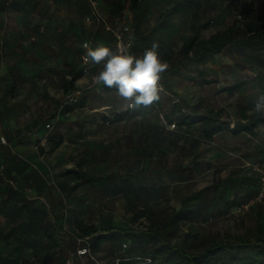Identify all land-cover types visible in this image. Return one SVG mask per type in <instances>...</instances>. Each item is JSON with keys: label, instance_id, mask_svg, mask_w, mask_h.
I'll use <instances>...</instances> for the list:
<instances>
[{"label": "crops", "instance_id": "obj_1", "mask_svg": "<svg viewBox=\"0 0 264 264\" xmlns=\"http://www.w3.org/2000/svg\"><path fill=\"white\" fill-rule=\"evenodd\" d=\"M4 1L0 0V117L9 115L10 111L22 114L31 110L29 104L27 106L22 105L21 109L18 110V101L35 100L36 102L32 106L40 112L41 110L45 112L47 106L44 105L43 101L48 99V83L54 80L53 85H55L57 92L64 96L63 83L70 67H74L78 71L86 67V70L75 81L76 92L78 95L82 94V90L86 85L92 83V76L96 74V71L95 73L87 71V66L82 59L85 54L82 44L87 42L92 47L103 44L115 50L114 39L112 37L111 39L105 36L100 37L91 25L93 22L86 21V18L91 15L88 1L60 0L61 2H57V4H61V6L57 7L54 13L45 12L49 9L44 3L47 2L46 0L40 2L39 9H36V0H12L11 7H6ZM54 1L50 0L49 4L51 5ZM189 1L191 5L195 3L202 6L200 0ZM78 5L81 6L80 14L77 11ZM52 8L54 7L52 6ZM195 10L193 9V11ZM198 12L199 18L190 19L189 28L203 23V16L200 13L202 10L200 9ZM173 16L176 18L175 15L171 17ZM35 17L43 25L41 36L44 37L42 39L44 42L41 45H27L26 41L33 35V32H30L26 26L23 27L22 21L25 22L26 18H29L30 21ZM130 17L131 15L127 14V18ZM171 17L169 16V19ZM82 18L85 24L90 25L87 32L78 27V22L82 21ZM162 20H155L151 30L153 35L156 36V33L159 32L167 37H174L178 34L176 26L171 23L164 26ZM125 25L129 26L128 24ZM93 39L94 43L92 42ZM128 39L133 45L130 32ZM75 41L77 42L74 44L75 46H70ZM166 41L169 42V39ZM228 48L233 47L224 48L220 54ZM209 55L212 54H205L201 62L190 60L185 63L200 65L199 74L205 73L203 81L204 79L209 80L206 77L208 73L214 74L212 67L207 62ZM230 62L231 64H241L240 69L242 71L250 68V64L241 58ZM91 67L96 68L94 70L98 68L96 65H91ZM253 70L254 73L249 76L248 80L243 78L235 83L227 85L224 83L221 86L219 85L223 81L218 75L211 77V83L204 81L203 84L194 77L191 79L192 82H189L190 77L187 75L181 83L169 79L164 81L168 84L169 89L177 95L178 100L189 105H199L197 114L202 116L207 109L218 110L224 107L221 102L222 96L226 92L233 93L225 91L226 87L236 85L244 80L248 81L247 84L250 80H256L257 70ZM209 87H215L216 90L211 91ZM99 89L106 95L107 92H116L115 89L96 85V91L100 92ZM81 106H83V102ZM111 107L112 104L106 102L97 105L95 110H103L106 114ZM155 108L156 102L150 107L131 109L128 118L120 123L86 124L78 125V128L75 126L72 130L73 139H70L73 148L70 159L75 167L55 175L56 182L53 181L52 185L49 182L50 178H46L45 175L28 171V165L26 172L39 175L41 183L46 182V186L42 184L40 189L33 188L35 185L32 184V188L26 190L29 200L42 202L48 210L51 208L57 212L65 211L69 213L67 215L73 222L94 223L98 228L96 235H110L112 234L110 233L111 230L119 228L139 234L135 240L124 238L119 234L112 235L100 244L94 253L96 260H93L88 255L77 254V250L92 243V239L78 238L72 231L74 226L72 222H67L65 219L59 221L58 227L61 236L59 237V246L55 251L58 254L62 250L64 259L68 261V264H119L122 261L125 263L130 260L134 261L132 264H143L139 261L145 257L148 248L158 243L147 233L139 231L137 225L131 223L132 215L130 213L132 210L152 208L156 212H169V208H179L181 200L186 195L206 186L198 188L196 185L198 179L203 175H197L195 171L197 168L194 169V163L198 160V155L194 153L192 146L194 139L190 137L186 141L188 143L185 144L187 149L185 157L178 156L176 148L179 142L175 137L170 136L166 141L167 132L164 131V128L168 130V127L167 125L158 127ZM197 125L200 126V124L194 126ZM262 127L264 125L257 128L259 135L256 137L247 133L234 135L230 130H224L209 139L211 143H214L217 137L226 138L230 144H222L221 148L218 149L225 154H234V158L239 159H232V164L224 169L225 179L229 175L243 176L252 173L247 166L248 163L241 164L240 154L244 151V145H242L244 143H247L250 154L245 162L264 165V145H257L258 138H262L264 143V136H261ZM202 138L203 141L209 142L203 136ZM161 147H167L169 151L173 149V152L168 153V156L163 157V160L160 158L161 153L158 154L156 151V148L161 150ZM204 160L207 159L204 158ZM86 162L93 165V171L85 169ZM78 169L92 175L103 174L105 178L99 183L93 185L79 184L73 189L74 183L65 174ZM202 171L208 175L210 170L204 168ZM51 178L53 180L54 176ZM35 184L37 183L35 182ZM87 186H92L95 189L93 196L97 197L96 201H91L92 196L84 189ZM97 199L104 201H97ZM114 199L117 201L112 203ZM106 201L110 203H106ZM118 206L127 213L124 219L115 218L113 215L105 213ZM49 264L56 263L50 262Z\"/></svg>", "mask_w": 264, "mask_h": 264}, {"label": "rangeland", "instance_id": "obj_2", "mask_svg": "<svg viewBox=\"0 0 264 264\" xmlns=\"http://www.w3.org/2000/svg\"><path fill=\"white\" fill-rule=\"evenodd\" d=\"M36 1V9H39L38 5L40 2H44V0ZM46 1L47 2L44 3L49 9L45 12L54 13L57 7L61 6V4H57V2H61L60 0H55L51 5L49 4L50 0ZM200 1L202 6L193 3V7L196 9L195 11L192 10L189 0H115V2H112V0H97V3L100 12L108 21L113 24H118V26L123 24H128L130 26V34L133 41V45L130 49L132 54L139 56L145 49L151 47L153 42H156L159 44V51L163 61L164 54H169L172 57L177 56L181 43L192 31V27H188L189 21L194 17L197 19L199 18L200 15L198 10L200 11V9L202 10L200 13H202L203 16L202 24L205 22L208 23L207 27L200 31L201 37H207L233 23L243 26L251 21L264 19V0ZM8 6L11 7V2ZM52 6L54 8H52ZM77 11L80 14V5H78ZM127 14L131 15V17L127 18ZM172 15H175L176 18H174V16L171 17ZM169 16L171 17V21ZM156 19H163L167 21V24L171 23L173 26H176L178 34L174 37H167L159 32L156 33V36L155 34L153 35L151 30L154 27L153 25ZM22 23H24L23 27L26 26L30 32H33V35L26 41L27 45H41L44 42H42L44 37L41 36V28L43 25L40 24L39 20H36L35 17L29 21V18H26L25 22L22 21ZM91 25L100 37L105 36L111 39L112 36L106 34L102 27L96 22L91 23ZM88 26L90 25L85 24L83 18L82 21L78 22V27L84 32L89 31ZM36 29L39 31L37 32ZM166 39H169V42L166 41ZM92 42H95L94 39ZM76 43L75 41L71 43L70 46H75L74 44ZM240 58L243 61H247L245 56L241 55L236 48L225 49L221 54L218 52L209 55L207 62L209 63L208 65L212 67L214 74L208 73L206 77L212 80V76L218 75L223 81L219 86L224 83L226 85L232 84L243 78H247L248 80L249 76H252L254 73L253 68L242 71L240 69L241 64H231L230 62L239 60ZM185 63L186 62L172 71H169L171 64L168 63V69L161 76L159 83L162 87V91L160 92V99L156 102L155 108L156 124L158 127H165L163 125H167L168 130L164 128V131L167 132V137L165 139L167 141L168 136L177 139L179 143L176 148V154L178 156L180 155L181 158L185 157L187 151L185 144L188 143L186 142L188 138L192 137L194 139L192 145L193 151L198 155V160L194 163V169L197 168L195 169L197 175H203L198 179L196 185L198 188L204 185L211 187L209 195L203 205V216L195 224L197 230L203 234L211 235L215 233L241 234L252 228L254 224V214H252V210H239L237 206L230 208L228 204H225L226 202L238 205L244 198V191L238 190L234 183L231 181L223 183L226 176L223 172L224 169L232 164V159L239 160L238 158H234V154H225L218 149L221 148L222 144H230V142L226 138L221 137H217L214 143H211V140H208L209 142H206V140L203 141L201 126L197 125L189 129L178 128V126L172 128L170 126L171 124L165 120V115H171L174 104L179 105L183 108L184 112L187 113L190 112V108L186 106L188 103L180 100L178 101L177 95H174L171 90L164 88L162 84L164 80L169 79L181 83L184 81L185 75H187L190 77L189 82H192L191 79L194 77L197 78L199 83H204V77H201L199 74L200 65ZM246 63H248V61ZM86 66L89 73H95L99 68L98 66L97 70H94L96 68L91 67V64H87ZM53 83H55L54 80L48 83V99L43 101L44 105L46 104L47 106L45 112L43 110L40 112L32 106L35 104V100H27V102L18 101L17 109L20 110L22 105L27 106L29 104L31 105V110L28 113L20 114L10 111L9 115L3 118L0 117V143L3 146L0 148V155L8 150L12 156L18 158L20 169L24 167V164L28 163V171H35L39 175H45L46 178H50L49 182L51 185L53 181L56 182L55 175H59L58 173L61 171L75 167V164L72 163L70 159V155L73 152L70 139H73L72 130H74L75 126L111 123L107 121L105 117H110L115 113L131 111L125 102L118 97L116 92H107L106 95V93H102L100 89V92L96 91V85L92 83H90L91 85H86L80 95H78V92H73L68 95L64 94V96L57 92ZM209 90L215 91L216 88L209 87ZM260 94L264 93L261 91L257 80L254 79L250 80L249 84L245 87L233 93L226 92L221 98V102L224 105V107H222L224 112L221 120L229 122L230 127H232L240 118L239 111L241 109L246 110L249 115L259 114L254 110V104ZM82 102L83 106H81ZM106 102L112 104V107L106 114L103 110H95L97 105ZM47 123H50L49 128L45 126ZM261 136H264V127H262ZM257 140L258 146L264 145L262 138H258ZM242 145H244V151L240 154L242 159L241 164L251 163L245 162L250 155L247 143ZM156 151L158 154L161 153L160 158L163 160V157L165 158V156H168V153H172L173 149L169 151L167 147H161V150L156 148ZM204 158L207 160H204ZM2 165L3 161L0 159V167ZM84 166L88 171L94 170L93 165L89 162H86ZM204 168H209L210 171L209 174L207 173L208 175L202 171ZM53 176L54 179L52 180L51 177ZM84 189L92 196L91 201H96L97 197L93 196L95 189L92 186H87ZM29 197H32L30 193ZM115 200L116 199H114L112 203H114ZM97 201L104 200L97 199ZM108 202L109 201H106V203ZM168 210L171 209L169 208ZM157 211H159V209H157ZM105 213L111 214L119 219H124L127 214L120 206L114 207V209ZM165 213L166 212L160 213V219L163 218ZM130 214L132 215V212ZM140 223H144V221L140 220ZM186 230L187 226L183 224L180 231L176 233L175 240H181V234L185 233Z\"/></svg>", "mask_w": 264, "mask_h": 264}, {"label": "trees", "instance_id": "obj_3", "mask_svg": "<svg viewBox=\"0 0 264 264\" xmlns=\"http://www.w3.org/2000/svg\"><path fill=\"white\" fill-rule=\"evenodd\" d=\"M11 1L5 0V6L10 5ZM191 8L195 9L193 5ZM162 22L164 26L167 25V21L162 20ZM207 25L208 23L205 22L192 26L191 34L179 47L176 57L164 54V61L171 64L169 71L186 61L201 62L205 54H214L224 48L233 47L245 56L250 68L257 70L256 80L264 93V19L251 21L243 26L233 23L207 37H201L200 31ZM85 68L78 71L70 67L66 72L63 83L65 95L76 92L75 81L86 70ZM201 77H205V73H201ZM204 81L212 82L207 79ZM247 83V80L241 81L226 87L225 91L234 92ZM162 84L165 89L170 90L165 81ZM186 106L190 108L188 113L174 104L171 115H165V120L170 124L174 123L178 128H191L195 124H200L202 136L208 140L224 130H230L234 135L247 133L256 137L259 135L257 128L264 125V116L249 115L244 109L239 111V120L230 127L229 122L221 120L223 109H207L201 116L197 114L199 105ZM128 116L129 111H126L115 113L105 119L111 123H120ZM47 125L50 123L45 126ZM2 147L0 143V148ZM0 159L3 161L0 167V264H49L50 262L68 264L62 250L58 254L55 251L61 236L58 223L64 219L74 224L72 231L78 238L92 239V243L85 247L89 248L87 255L93 260H96L94 253L100 244L112 235L119 234L132 240L138 237L139 234L121 228L110 229L112 233L110 235H96L98 228L94 223L73 222L68 216L69 213L57 212L51 208L48 210L42 202L29 200L26 190L32 188V184L35 185L33 188L40 189L42 184L46 186V182L41 183L39 175L26 172L27 164L20 169L18 158L12 156L8 150L0 155ZM65 176L74 183L73 189L79 184L93 185L105 178L103 174L92 175L81 169L69 171ZM227 181L234 183L238 190H244L243 201L238 205L225 202L230 208L235 206L239 208L242 204L254 200L261 188L260 176L255 173L243 176L229 175L223 183ZM210 188L205 186L186 195L181 200L180 207L166 212L162 219H160L161 212H156L152 208L132 210L131 223L137 225L139 231L147 233L158 243L150 246L145 257L139 262L143 264H264V200L257 201L248 208L254 214V224L246 232L203 234L197 230L195 224L203 216V205ZM140 220L144 223H140ZM183 224H186L187 230L181 234V240L177 241L176 233ZM133 262V260L125 263L122 261L119 264Z\"/></svg>", "mask_w": 264, "mask_h": 264}, {"label": "clouds", "instance_id": "obj_4", "mask_svg": "<svg viewBox=\"0 0 264 264\" xmlns=\"http://www.w3.org/2000/svg\"><path fill=\"white\" fill-rule=\"evenodd\" d=\"M82 47L83 62L99 66L92 83L115 89L129 109L150 107L160 99L159 82L169 65L161 59L158 43L153 42L139 56L130 53L123 43L115 50L103 44L92 47L87 42ZM254 110L264 116V94L257 97Z\"/></svg>", "mask_w": 264, "mask_h": 264}, {"label": "built area", "instance_id": "obj_5", "mask_svg": "<svg viewBox=\"0 0 264 264\" xmlns=\"http://www.w3.org/2000/svg\"><path fill=\"white\" fill-rule=\"evenodd\" d=\"M91 9V15L86 18L87 22H96L98 25L103 27V29L112 36L114 39L115 48L118 44L123 43L129 50L131 49V41L128 39L127 35L130 32L129 26L123 24L118 26V24H113L100 12L97 0H87ZM131 53V52H130ZM172 128L175 127V124L170 125ZM50 125H47L49 128ZM264 155V149H263ZM247 166L250 168L252 173H255L260 176L261 188L257 197L250 201L249 203L242 204L239 207V210H247L253 203L257 201L264 200V165L258 163H248ZM89 254V248L83 247L78 250V255H87Z\"/></svg>", "mask_w": 264, "mask_h": 264}]
</instances>
